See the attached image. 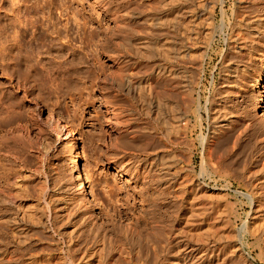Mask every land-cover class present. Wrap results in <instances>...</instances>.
Returning <instances> with one entry per match:
<instances>
[{
	"label": "rangeland",
	"instance_id": "1",
	"mask_svg": "<svg viewBox=\"0 0 264 264\" xmlns=\"http://www.w3.org/2000/svg\"><path fill=\"white\" fill-rule=\"evenodd\" d=\"M193 1L194 10L180 18L185 32L178 36L179 55L173 60L169 45L175 34L169 29L171 14L160 7L161 0H0V89L16 84L27 63L40 60L50 70L48 89L25 93L21 86L8 96L10 100L6 98L16 104L13 124L2 121L7 114L0 105V186L12 189L4 182L15 174L14 193L23 201L25 194L33 195L32 207L37 211L36 225L30 230L36 237L32 247L42 260L47 256L50 264H140L133 258L136 248L129 252L121 237L131 229L150 231L175 209L181 225L194 228L182 234L181 264H264L260 235L264 232V101L252 106V83L264 73V0ZM131 11L138 16L129 17ZM160 16L166 18L161 21ZM26 20L32 23L24 24ZM188 27L194 28L190 42ZM158 39L168 47L160 46L165 54L150 45L158 46ZM18 51L31 58L23 57L16 65L10 58ZM156 51L160 56H155L153 66L177 69L181 77L179 84L167 86L179 92L185 117L167 135L170 144L163 135L145 129L149 121L133 113L124 94L111 88L102 75L104 70L116 77L120 68L142 73L146 69L142 62ZM127 58L133 63L130 68L122 62ZM57 62L65 63L70 73L63 76L56 71ZM190 88L194 101L187 108ZM49 108L76 140L75 160L86 176L89 195L82 207L69 199L68 144L47 121ZM145 131L159 136L150 147L144 148L138 140L127 148L118 142L112 145L116 136H143ZM161 152L170 164L162 192L156 187L162 183L159 176L145 177L147 164L142 162L148 154ZM84 214L97 226L116 224L108 239L94 247L100 253L94 260L76 253L75 237L67 236L81 226ZM79 229L82 234L87 227ZM0 231V238L9 241L2 227ZM251 232L260 235L259 240ZM152 251L145 264H173L158 261Z\"/></svg>",
	"mask_w": 264,
	"mask_h": 264
},
{
	"label": "bare ground",
	"instance_id": "2",
	"mask_svg": "<svg viewBox=\"0 0 264 264\" xmlns=\"http://www.w3.org/2000/svg\"><path fill=\"white\" fill-rule=\"evenodd\" d=\"M172 1L173 0H161L160 7L161 8L163 7V9H165V11L166 10L168 11L167 13L171 14V17L169 20H172V22L170 21L171 25H170L169 29L171 28L172 35H173V32L175 35H173V38L171 39L172 43H171V45H169V49L171 50V53H172L171 54L172 57L171 56L170 57L173 60H176L178 58V55H179L177 52V49L179 46V40H180V39H178V36L181 33L184 34V32H185V31L183 32V29L182 30L180 29L181 27H183L181 25L183 22H180V18H182V14L184 12H185L184 13L185 15L189 14L191 12V10L193 9L192 6H193L194 1L193 0H181L180 1L181 4H178V3L174 4V2H172ZM189 10H190V12H189ZM233 11H232V13H233ZM165 14H166V12H165ZM130 16L131 17H137L138 13L131 11L129 17ZM163 16H164V14H163ZM160 17H162V16H160ZM193 17L194 16H192L191 18H193ZM165 18H166V16L162 17V19L161 18H159V19L155 18V19L156 20L161 19V21H162ZM16 21L19 24L22 23V21H20L18 19H16ZM158 22L159 21H156L155 25L159 24ZM31 23H32L31 20H26L24 24H31ZM188 28H189V30H188ZM188 28H187V30L190 31L191 33H186L187 34L186 39L189 40V42H190L193 39L192 36L194 34H192V33H193L194 28H191V27H188ZM187 30H186V32H187ZM133 33L135 34L136 32H133ZM133 33H131V34H133ZM135 37H136V35H135ZM159 40L161 41V39L155 40V42L159 44L158 45L159 47L156 46L155 43L153 44L151 42V44H150L155 50H159L160 46L163 47V45H164V44L162 45L163 42L160 43ZM125 41L129 44H132L134 42L133 40H130V39H128V40L125 39ZM129 44H127V45H129ZM14 46H16V42L14 43ZM131 46L133 47V45H131ZM166 46H165V48H168ZM60 47H62V44L60 45ZM153 48H151V49H153ZM161 48L159 50V53L162 51ZM148 49H150V48H148ZM128 50H129V48H128ZM128 50H127V52H129ZM161 53H164V51ZM165 53H166V51H165ZM187 54H188V52L186 50L185 53H183L182 55L187 56ZM28 55H30V54L22 55V53L20 51H18V56L12 57V58H10V60H15V64L17 65L20 63L21 58L26 57ZM59 56H61V55H59ZM155 56H160V54H158V52L156 51V54L149 56L148 58H146L147 61L142 62V64H144V66L146 67V69L144 68L145 71L142 73H136V72H133L132 70H131L132 72H128V70L126 71L123 68L122 69L120 68L116 77L114 74L106 73L107 71L104 72V70L102 72V75H103L104 80L109 83L111 88H113L114 90H116L119 93L124 94V99L126 101H128V103H130V106H132L133 109H135L133 113H136L137 115L143 114L145 116L146 120L149 121L147 124H150V125H147L145 127V129H147L151 133H159V134L163 135L162 138L165 137L166 140L168 141V143L170 144V140H169L170 138L167 135L171 132L172 127H177L176 129H178V127L181 126L179 124L181 122H183L184 113L181 109V104H180L181 102H179V99H178L179 92L176 91L175 87H174L175 89L173 87L167 89V86L168 85L171 86V82L172 83L173 82L178 83L179 78H181V77L179 74L180 72L176 71L177 69L176 70L175 69L174 70L168 69V68H165L164 65L162 66L161 64L153 66ZM137 57H138V55H137ZM168 57L169 56H167V58ZM26 58H31V57L28 56ZM108 58H110V57H108ZM128 60L129 59L127 58L126 60H123L122 62L125 64L126 67L129 66V68H130V66H132L133 63H129ZM142 60L143 59L139 60L138 62H141ZM65 63H67V61H65ZM65 63L57 62L56 65L54 64L56 66V71L58 70L59 72H61L62 73L61 75H63V76H64V74H66L69 71V70L67 71L68 68L65 67V65H64ZM117 65H118V63H117ZM68 73H70V71ZM49 75H50L49 67L46 66L44 63L41 64L40 60L39 61L35 60L34 64L27 63V71L23 74V77L20 78V80H17L16 84L14 83L13 85H11L9 87H5V88L3 87L4 88L3 90L0 89L2 91L0 93V105H2V104L4 105L3 111L5 112V114H7L6 116H4L2 121L5 120L10 124L14 123V121H13V119H11V117L15 113L14 109L16 108V104L14 103V100H13V102H12V100L9 101L10 99L8 98V96H10V95L14 96L16 94V92L14 91L15 88L19 89L22 86V88H23L22 90L25 93L32 91L33 88L39 89L41 91L43 89H48L47 78L49 77ZM183 78H184V76H183ZM263 80H264V73L261 75H257V77L254 79V81L252 83L253 90L255 91V96L252 100V106L253 107L254 106L255 107L261 106L263 101H264V92L262 90ZM26 82H28V83H26ZM189 82L191 83V81H189ZM183 83H184V80H183ZM29 89H31V90H29ZM192 92L193 91L190 88V91H188L189 95L185 94V95H187V97L189 96L188 99L186 98L188 100V101L186 100L187 101L186 102L187 108H191V106H192V100H193ZM12 93H14V94H12ZM6 98L9 100H6ZM183 98H185V97H183ZM18 101H19V99H18ZM170 101L173 102V105L171 107H169V105H168V102H170ZM46 119H47V121H49L51 126H53L57 129V131L59 133V138L63 142H66L68 144L67 158H68L70 165H71V168H72L71 172L69 171V183H68L69 187H70V192L72 194V196H71L72 198H69V199L72 200L71 204L76 203L80 207H82L86 204V202L89 201V195H88V190H87L86 176L84 177V173L81 170L80 165H78L77 161L75 160L76 152L74 150V144H76V140L74 139L72 131L70 130L69 126L65 123V121H63V119L60 116H58L50 108L47 109ZM7 122H6V125L8 124ZM113 124L117 128L116 130L119 131L118 124L115 123L114 121H113ZM150 132H147V131L142 132L141 135H143V136H131V137L122 136L121 139H119V136H116L115 143H113L112 145L115 147L117 145L116 142H118L121 147L127 148V147H129V143L131 141H137L138 140V141H143L141 146H143L144 148L150 147V146L154 145L153 144L154 143L153 138L159 137V136H155V135L150 136ZM174 132H176V131H174ZM122 134H123V132H122ZM146 134H148V135H146ZM175 139H177V137ZM160 141H161V138H160ZM141 149H143V148H141ZM142 162L147 164V167L145 168L147 175H145V177L148 175L151 176L154 173H155L154 174L155 176H157V177L159 176V179L162 181V183H160V181H159V185H156V187L158 188V190L160 192H162L164 190V188H162V185H163L164 181L167 179L168 174H170L169 173L170 164L168 163L166 156L164 154H162V152L161 153H155V155L150 156V157L148 154L147 158L144 159ZM8 176H10V175H8ZM17 181H16V175L11 174V177L10 178L8 177L7 180L4 182V184L9 185L10 187H13L12 188L13 190L12 189L7 190V188H6L7 186L5 187L6 189L4 187H1L2 184L0 186V226L5 231V233H4L5 237H8V239H9V241H4L5 239H1L2 237L0 234V237H1L0 238V264H50V258H48L46 256L45 260H42V257H41L42 255L40 256L38 254H34V252H33L34 249H33L32 245L35 242L36 237L34 236L35 238H33L34 233H32V232H34V231H30V230H33L34 226L36 225L37 208H35L36 206L32 207V205H33L32 202L35 199L32 197L33 195H30V193H28V194H25L26 196H24L25 197L24 201L21 200L22 197H18V195L16 193H14V192H16V189H14V188L16 186H18ZM4 184H3V186H4ZM18 192L21 193V191H19V190H18ZM25 193H26V191H25ZM249 196H251V195H249ZM173 204H175V203H173ZM256 207H259V206H256ZM127 210H129V208ZM18 214H20L21 216L19 217ZM259 214H261V213H259ZM84 216H86V215L84 214ZM260 218H261V216H260ZM94 221L95 220H93V218L90 215H87L86 217H84V220H81L80 222L78 221L79 223L82 222L80 225L83 227H87V230L84 232L82 231L83 233L81 234V233H79L80 232L79 228L81 226H79L76 230H70L73 234H70V232H68L70 235L69 234L67 235L68 238L74 239V237H75L76 240L74 239L72 244H75V242H76L78 245V249L75 251L76 253H77V251H78V253L82 252L84 254V257L85 256H93V260L97 255H99V257H100V253H98L97 249L95 250L94 247L97 245L98 242L100 243V241L102 243H104L103 241L108 239L107 234L112 233L116 228V224H114V223L111 224L112 225L111 228H109V227L107 228L104 226L105 224L104 225L101 224V226L98 224L99 226H97V222L94 225V223H95ZM152 221L155 223L156 220H152ZM181 221H182V219H180L178 212L174 209V210H172V213L170 215H166V217L163 218V220L161 219L157 223H155L154 225H151L150 231H146V230L145 231H139V230H135V229L132 230L131 229V230L127 231V233L125 232V235L121 238H123V240L128 244L129 252L133 251V249H134L133 247L136 248L135 253H134L135 257H133V258L136 259L137 261L140 260V264H141L142 260H143V264H145L146 258L149 255L148 254L149 250L150 251L153 250L152 253H154L155 258L157 260L158 259L159 260H167V261L173 262V264H178V262H179V264H181V258L182 257L178 253L180 252V248L183 245V241L181 240L182 234L185 233L186 231L188 232V231L194 230V228L192 226L191 227L193 229L188 228L187 225L182 226ZM260 226H262V225H260ZM260 226H258V227H260ZM1 227H0V229H1ZM245 228H242V230ZM256 228H257V225H256ZM259 229H261V228H259ZM251 230H252V226H251ZM261 230H264V228ZM248 231H250V229ZM29 232L32 233V237H31V233H29ZM244 232H246V231H244ZM120 233H121V231H120ZM122 233H124V232H122ZM257 233H259V232H257ZM256 234L254 232H251L250 236H253L252 238H254V236ZM261 234L264 238V232L263 233L261 232L260 235ZM260 235H257V236L259 237ZM245 236L243 235L242 238H244ZM257 236H255V239H258ZM242 238L240 239L241 243L243 242ZM68 240L69 241H67V242L69 243L70 239H68ZM258 240L256 241L257 244H258ZM262 240H263L262 242L264 243V239H262ZM260 247H261V245H260ZM69 248L70 247H68V249H67L69 256L73 257L74 252H72L71 249H69ZM131 249H132V251H131ZM146 252H147V254H146Z\"/></svg>",
	"mask_w": 264,
	"mask_h": 264
}]
</instances>
